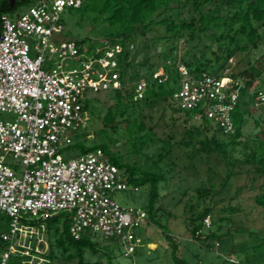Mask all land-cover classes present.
Instances as JSON below:
<instances>
[{
	"label": "built area",
	"instance_id": "obj_1",
	"mask_svg": "<svg viewBox=\"0 0 264 264\" xmlns=\"http://www.w3.org/2000/svg\"><path fill=\"white\" fill-rule=\"evenodd\" d=\"M81 5L82 0H37L15 17H2L0 215L10 219V229L1 235L7 248L0 264H9L11 255L17 254L37 264L33 261L41 245L36 243L46 236V220L57 214L72 216L74 239L86 232L116 238L126 256L134 254L141 242L136 230L149 224L147 211L123 207L112 198L129 184L101 150L70 160L61 150L73 144L72 132L89 125L85 109L89 94L128 89L138 101L150 85L166 83L170 74L161 67L149 78L129 82L119 69L121 46L107 44L89 55L74 41L53 42L64 32L63 14ZM69 63L73 66L67 68ZM174 66L180 77L172 97L176 108L191 112L196 123L209 121L224 136L235 134L232 114L246 79L239 76L234 58L219 75L196 77L183 63ZM252 93L262 110L264 130V91ZM205 224L210 227V217ZM231 263L239 264L236 259Z\"/></svg>",
	"mask_w": 264,
	"mask_h": 264
},
{
	"label": "trees",
	"instance_id": "obj_2",
	"mask_svg": "<svg viewBox=\"0 0 264 264\" xmlns=\"http://www.w3.org/2000/svg\"><path fill=\"white\" fill-rule=\"evenodd\" d=\"M36 1L15 0V5L12 7L8 0H0V30L4 15L15 17L20 13L21 9L33 5ZM170 9H176L177 14L185 12L186 15L178 21L167 17L156 22V25L162 26L165 29V34L156 38L152 44L153 50L156 51L158 43L163 41L162 51L157 54V58L162 57V63L157 64L153 62L154 53L152 52L147 54L144 62L136 68L132 58L137 57L139 37L145 40L147 34L153 32L152 25L155 23L156 18L162 17ZM67 11L80 15L81 21H93L99 24L98 29L94 25V32L96 36L100 35L103 39L91 42L90 37L87 36L79 40L76 43L80 46L81 52H84L86 49V53L90 55L96 51V48L107 44L111 47H115L116 45L121 46L122 52L118 54V61L120 73L124 80L133 82L140 78H149L150 75L161 67H164L170 74V78L166 83L159 86L155 84L150 85L144 97L138 101L133 100V94L128 89L107 92L108 97L115 99V104L109 106L107 112L101 118L104 128L115 131L122 122H125L126 128L129 131L135 129V133L141 134V132H145L143 136L138 135V138L141 144H146L149 138L156 136V133L152 128H147L143 121H138L139 111L144 107L154 108L160 103L165 102L173 113V122L185 127L189 136L192 135V130L199 131L203 129L209 133L207 141L201 143L202 149L208 155L216 153L217 157L224 161L227 167V176L223 181L224 189L230 186V179L236 173L235 169L241 165H259V167L255 168L256 175L253 180H257V176H264V155L258 159V150L256 151L255 149L248 154V149H251L249 140L246 138L247 140L242 141L244 137L243 123L245 115L239 109L240 100L232 114L235 134L227 137L231 145H241L245 148V159L243 160L230 159V155L228 156V151L225 149L227 144L218 141L215 138L216 134L211 133V130L216 128L209 121H204L203 123L194 122L192 113L181 112L176 108L172 100L180 78L178 72L174 69L176 63L181 62L186 65L196 77L201 76L203 73L219 75L228 65V60L233 58L238 52L245 53L252 47L256 48L258 46V43L262 40L260 29L264 26V0H82V5L79 8H69ZM208 33L209 37L217 43L215 51H213L212 46L208 47L211 57L207 56L206 51L200 57L196 55L189 57L191 56L189 52H186L182 57L177 55L178 47L176 44L179 40L186 38L185 43L188 44L198 41L203 35L205 36ZM197 46L195 45V48ZM169 61L172 62V65L168 64ZM144 70L145 72L142 73ZM263 74L264 63L257 61L255 64H249L245 70L239 73L240 77L243 76L246 79V88L242 92H251L252 90L256 93L259 92L261 89L256 88L255 83L261 79ZM85 109L93 116L96 113L95 105H92L89 100L85 105ZM134 113H137V117H133ZM189 123L192 125L188 126ZM256 125H258V121ZM216 131L221 133L218 129ZM159 139L169 147L165 154L159 155V162H161L170 155L174 144V137L172 134H165L164 137ZM113 142L106 134L97 145L87 147L84 143L77 142L74 146L78 147L81 154L101 150L113 164L125 173L128 184L132 185L135 189L139 190L141 187L150 186L149 210L147 211L149 222L158 226L164 233L167 241L171 244L174 263L189 264L186 259L178 255L179 244L175 237L158 220L160 209L156 205L159 199V185L165 180L163 172L144 170L138 168L136 165L124 162L119 155L110 150L111 143ZM253 143L256 146V142L254 141ZM261 146L264 147L263 144ZM209 181L212 183L213 179L210 178ZM260 189L261 194L257 196L255 202L264 210V185ZM197 192L200 195V199H206L215 193L214 184L212 183L209 188L200 187L197 189ZM235 206L233 202H229L226 208L232 211L236 209ZM216 208V205H207L201 213L195 214L192 219L191 235L193 239L203 242L205 247L210 250L215 244L221 245L225 238L232 236L233 231H245L241 228L234 230L229 228L223 234L211 232L213 226L212 218L216 224L217 221L218 223L225 220L231 222L229 217L224 218L220 215H214ZM207 217L211 218L209 228L205 224ZM71 223L72 216L69 214L63 217L57 214L46 220V235L50 246L45 258L49 264L60 262L61 260L66 262L77 261V264H102L101 259L95 262L90 261L91 259L89 258L95 256L100 258L106 256L108 264H114L113 254L106 246L105 241H101L98 238L99 234L86 232L79 240H76L71 235ZM206 229L209 231L207 234L204 233ZM221 229L220 225L218 230L220 231ZM1 235L0 248L2 252L0 256L7 248V243L2 240ZM254 248L255 251L261 252L257 260L264 264V238ZM136 253L137 250L134 254ZM232 253L237 254L236 249H233ZM89 254L91 257H88ZM223 256L226 263L232 264L231 260L234 259L233 256ZM29 260L30 257L21 256L20 254L11 255L9 264H29L27 262Z\"/></svg>",
	"mask_w": 264,
	"mask_h": 264
},
{
	"label": "rangeland",
	"instance_id": "obj_3",
	"mask_svg": "<svg viewBox=\"0 0 264 264\" xmlns=\"http://www.w3.org/2000/svg\"><path fill=\"white\" fill-rule=\"evenodd\" d=\"M26 10L27 8H23L20 12ZM185 15V12L177 14L176 9H170L162 17L156 18L155 23L152 25L153 32L147 34L145 40L142 37L138 39L139 55L137 54V57L132 58L136 68L144 62L146 55L152 52L154 53L153 62L161 64L163 61L162 57L157 58V54L162 51L163 41L158 43L156 51L152 48L156 38L165 34L164 27H159L156 22L167 17L178 21ZM62 20L64 32L61 35H56L53 42H78L87 36L90 37L91 42L103 39L100 35L96 36L94 25L98 29L99 24L93 21H81L80 15L68 11L63 14ZM260 34L262 40L256 48L252 47L245 53L238 52L233 57L237 63L236 69L238 72H242L249 64H255L257 61L264 63V26L261 27ZM185 41L186 38H182L176 44L179 57L184 56L186 52L191 55L189 57L193 55L200 57L204 51H206L208 57H211L208 47L212 46L213 51L217 48V43L209 37V33L203 35L196 42L186 44ZM195 45H198L197 48H195ZM31 55L34 57L35 53ZM51 66H55L54 62L51 63ZM72 66V63H69L67 68ZM144 72L145 70L142 73ZM255 87L264 90V74L261 79L256 81ZM88 96L92 105H95L96 113L94 116L89 112L86 113L89 120L87 128L70 134L73 144L61 150L65 160L76 158L81 154L78 147L74 146L75 143L82 142L87 147H91L99 144L107 134L114 141L111 143L110 150L119 155L124 162L136 165L144 170L163 172L165 180L159 185V199L156 205L160 209L158 220L166 226L178 242V255L180 257L186 259L189 264H228L225 262L223 255H231L239 264H263L257 260L261 252L255 251L254 248L264 238V210L255 202L257 196L261 194L260 187L264 185V176H257V180H253L256 175L255 168L259 167L258 164L239 166L235 169V175L230 179V186L224 189L223 181L227 176V167L224 161L219 159L216 153L208 155L202 149L201 143L207 141L209 133L203 129L199 131L192 130V135L189 136L185 127L173 122V113L165 102L154 108L144 107L139 111L138 121H143L147 128H152L156 133V136L149 138L146 144H141L138 135L143 136L145 132L135 133V129L129 131L125 122H122L115 131L106 129L102 125L101 118L107 112V108L115 104V99L108 97V93L89 94ZM239 109L245 115L242 141L248 138L252 150L248 149L247 153L250 154L254 149L258 150L257 157L259 159L264 155V147L261 146L264 145V130L260 124L263 114L261 108L256 106L252 91L242 92ZM136 114L134 113L133 117H137ZM3 118H7V115ZM181 119L183 120L182 117ZM257 121L258 125H256ZM190 125L192 124L189 123L188 126ZM211 131V133L216 134L215 138L218 141L227 144L225 149L228 151L230 159H245L246 150L243 146H233L227 136L222 135L214 128ZM101 132L103 133L101 134ZM165 134L173 135L174 144L167 159L159 162V155L165 154L169 149L159 139L164 137ZM254 141L256 146L253 145ZM66 144H69V142L67 141ZM210 178L213 179L215 193L206 199H200L197 189L200 187L209 188L212 184L209 181ZM221 191L222 193H220ZM149 193L150 186L141 187L136 191L132 185H129L127 189L117 190L111 196L123 207L148 211ZM229 202L236 205L235 210L230 211L226 208ZM207 205H216L214 215L231 219V222L225 220L218 223L217 221L216 224L212 218L211 232L223 234L229 228L233 230L241 228L245 231H233L232 236L225 238L221 245L215 244L211 250L207 249L203 242L195 241L191 235L192 219L195 214L201 213ZM60 215L63 217L68 214L61 213ZM220 225L222 229L219 231ZM9 229L10 219L5 215H0V235L8 233ZM208 232L206 229L204 233L207 234ZM136 234L141 242L137 253L131 257L125 255V246L117 239H105L101 235H98V238L105 241L106 246L113 254L114 264H175L172 259V246L158 226L149 222V224L137 229ZM41 240L40 243H36L41 247L39 246L37 259L33 262L49 264L45 258L50 246L47 235ZM233 249H236L237 254L232 253ZM1 252L2 249L0 248ZM88 257H91L90 254ZM89 259L93 262L101 259L102 264H108L106 256L102 258L95 256ZM52 264H77V261L66 262L61 260Z\"/></svg>",
	"mask_w": 264,
	"mask_h": 264
},
{
	"label": "water",
	"instance_id": "obj_4",
	"mask_svg": "<svg viewBox=\"0 0 264 264\" xmlns=\"http://www.w3.org/2000/svg\"><path fill=\"white\" fill-rule=\"evenodd\" d=\"M8 2L10 3V5H11L12 7H14V5H15V0H8Z\"/></svg>",
	"mask_w": 264,
	"mask_h": 264
}]
</instances>
